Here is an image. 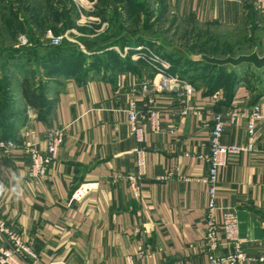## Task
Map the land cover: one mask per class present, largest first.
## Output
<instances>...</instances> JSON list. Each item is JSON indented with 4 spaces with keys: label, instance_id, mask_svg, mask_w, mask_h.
<instances>
[{
    "label": "crops",
    "instance_id": "1",
    "mask_svg": "<svg viewBox=\"0 0 264 264\" xmlns=\"http://www.w3.org/2000/svg\"><path fill=\"white\" fill-rule=\"evenodd\" d=\"M2 1L1 9H18L16 19L26 20L33 30L34 10L47 6L46 0ZM53 1L73 19L59 35L68 34L70 40H65L76 43L83 52L84 42L122 38L125 43L97 49L83 61L79 57L84 56L79 55L77 65L67 55L59 70L46 76L53 85L49 90L53 101L46 114L25 103L21 80L12 85L18 90L12 92L14 127L0 140L14 138L16 143L12 148L0 147V185L4 188L0 217L35 250L38 259L34 264H125L127 255L136 257L138 264H209L211 255H228L227 245L221 243L210 250L205 239L207 194L206 184L199 178L207 174L204 157L209 149L211 116L247 110L255 103L264 112V91L254 102L253 93L240 82L225 101L221 87L209 92L193 84L191 71L180 77L189 90L154 86L142 92L141 82L158 78V71L154 69V73L142 51L159 45L166 50L164 60L181 50L171 43L175 35L169 29L155 33L166 20L172 31L180 20L220 26L225 32L256 25L262 14L254 0H93L89 10L77 9L73 0ZM30 9L34 12L26 17ZM41 22L57 29L62 23L48 16ZM45 31L36 28L33 34L42 45L17 32L16 46L26 43L18 40L24 35L25 45L33 47L31 56H45L49 53ZM166 33L172 35L170 43H166ZM130 98L139 109L142 142L135 140L127 124L125 109ZM149 109L159 112L157 132L150 129ZM224 124L223 142H246L245 118L239 116L229 123L224 115ZM256 125L252 151L230 156L221 169L217 208L210 214L218 223L224 208L235 211L249 257L242 264H264L258 261L264 254V120ZM51 127H64V140L45 176L34 184L27 175L30 162L21 145L22 132L27 130L30 140L44 151L46 131ZM137 150L144 154L140 174ZM88 183L95 185L72 198L79 186ZM216 237L221 240L222 232L217 231ZM139 244L144 245V253L138 258Z\"/></svg>",
    "mask_w": 264,
    "mask_h": 264
},
{
    "label": "built area",
    "instance_id": "2",
    "mask_svg": "<svg viewBox=\"0 0 264 264\" xmlns=\"http://www.w3.org/2000/svg\"><path fill=\"white\" fill-rule=\"evenodd\" d=\"M258 11L264 16V0H254ZM73 3L79 10H89L93 8V0H73ZM47 37L50 44L57 45L62 39L70 40V36L64 33L62 35H54L47 31ZM19 41H27L24 35L18 37ZM115 49H117L115 47ZM150 50L144 47L142 57L147 59L149 56L146 54ZM154 60V59H153ZM148 61V60H146ZM160 66L152 65L156 69L158 78L152 81L141 82L142 92H145L148 87H157L159 89H170L173 91L181 92L183 89L189 90L190 86L186 84L177 74L171 73L167 70L168 64L164 61H157ZM165 63V64H164ZM125 109L127 124L130 133L135 137L137 142H142L144 137V130L139 122V109L134 98H130ZM224 115L229 123H233L237 117L245 118L246 122V142L236 144L225 143L222 141ZM215 112L211 116L212 124L209 130V149L205 155L207 163V171L204 176L199 180L206 184L207 194V230L205 233L206 243L210 250H215L221 243L230 248V253L226 256L211 255L209 257V264H242L249 260L243 247V239L239 236L238 221L233 208H224L221 213V220L218 223L213 222L211 212L217 208L216 205V184L219 180L221 169L226 165L227 159L232 155H237L242 152H250L253 149V138L257 122L264 120V112L260 110L257 103L252 104L247 110H227L225 114ZM147 118L150 129L154 132L159 130L158 118L159 112L156 109H149ZM21 145L28 156L29 168L27 175L33 180L34 184L39 182L46 173L48 164L51 163L57 156V152L64 140V127H51L46 131V147L44 151H40L35 143L29 138V132L24 130L22 132ZM15 139L8 138L0 140V147L12 148L15 146ZM136 163L138 166V174L143 172L144 167V154L142 150H137ZM94 183H88L79 186L73 193L72 198H79L89 188L94 187ZM222 232V239L218 240L216 232ZM0 240L3 246L0 247V262L1 264H34L38 255L32 249L29 243H26L21 235L5 220L0 217ZM264 240V237H263ZM144 253V245L139 244L136 249V256L139 258ZM259 262L264 263V254L259 256ZM125 264H138V259L132 255L125 256Z\"/></svg>",
    "mask_w": 264,
    "mask_h": 264
},
{
    "label": "rangeland",
    "instance_id": "3",
    "mask_svg": "<svg viewBox=\"0 0 264 264\" xmlns=\"http://www.w3.org/2000/svg\"><path fill=\"white\" fill-rule=\"evenodd\" d=\"M54 3L56 2L53 0H46V4L48 6L50 4L54 5ZM48 6L44 5L41 7V9L37 8L38 9L37 15L39 14V17L36 22L38 24L41 23V18H42L40 17L41 16L40 13L48 14L50 12V8H48ZM3 11L7 12L6 9L0 8V32L3 33L0 35V39H2L3 36L7 37L8 36L7 34L9 32L8 28L6 30V26H3V24H1V20L3 18L1 12ZM29 11L33 12L32 9H30ZM29 11H27V13L25 14L26 17L29 14H31ZM257 17H258L257 21L259 23H256V25L251 23L249 25L247 24V26L246 25L238 26V29L236 32H225L224 28L220 26H215V25L206 26L200 23L193 22L192 20H180L178 22L179 24L177 25L175 29L176 31L174 30L172 31V29L170 30V27H168L169 21L166 20L162 22L160 26L157 28L158 31H156L155 29V33L162 34L163 33L162 30L164 28H167V30L169 29L168 32H171V34L175 35L174 40L171 41V43L179 47L181 50L168 54L169 57L163 60L161 59L162 56L164 55L163 51L166 52V50H163V48H160L159 45H154L156 47L150 46L148 47L150 51L146 53L149 57L144 60H148L155 66H160V63L157 61L162 60L166 64H168L167 70L169 72L176 73L179 77L185 76V75H180L179 73L172 71L173 69H180V66L181 68L182 66H184V63L183 65H181L182 62H184L182 59H180L181 62L177 64L174 61L173 57L176 56L177 54H183L187 56V53L191 52V50L189 49V46L193 41H195V38L196 39L198 38L201 41H203V39L204 40L208 39L209 40L208 47L214 51H227L228 49H231L232 52L237 53L231 56H236L238 55V53L246 54V53L251 52L254 49L260 55H263L264 54V38H263L264 37V16L260 15ZM257 24H260V26H258ZM174 28L175 27L173 26V29ZM47 31H50L53 34L51 28L45 31L44 33L45 43L49 42V39L46 35ZM171 34H168L167 36V33H166V37H167L166 43H170L169 40H171L170 39L172 36ZM14 39L15 38H13L12 40H0V56H1L0 57V63H1L0 64V82L9 83L11 85L9 92L12 93L14 90L18 91L16 90L15 86L14 88H12V85H15L17 81L19 80L22 81V78L26 77V79H28V82H30V84L34 86V90L36 93L35 98L41 106V107H38V110L40 112H43L42 110L45 108V106H47V110H48L50 106L52 105V101H53V95L50 94L49 92L50 88L53 85H50L47 82V78H46V75L49 74V69L51 65L50 63L41 64V61H39V57L38 58L30 57V58H23V59H20L18 57L16 58L15 57H11V58L5 57V54L12 50H22L28 47V45H25L26 43H28V41H25L26 43L23 44V46L21 47V45L18 46V44L16 46V42H15L16 40ZM8 44H10L11 46L13 45V48L9 47L10 49H5L7 48L6 45ZM191 53H203V52L197 51V52H191ZM224 56H217V57H224ZM20 60L23 63V67L26 71L25 70L22 71V69L19 71V69L17 68H12L13 70H9V68H6L4 70L3 69L4 67H2L3 62L10 64V63H15L14 61L18 63L20 62ZM22 63H19V64H22ZM194 66L196 68L194 69L193 73H191L192 74L191 76L193 79H191L190 77H187L186 80L191 79L193 84H197V85L199 84V85H202L203 87H207L208 89L209 82L211 81V77H210L211 70L205 69L206 67L203 64H195ZM232 68H233L232 66H227L226 67V69L228 70L227 72H231L233 70ZM152 70L154 71V68H152ZM249 73L253 75L252 77L253 79H260L264 82V67L262 69H255L252 67L249 69ZM229 76H230L229 74L224 75L222 87L226 86ZM238 84H240V82H237V80H235L234 85L238 86ZM222 87H221V90H223ZM243 87L249 92L246 85L243 84ZM1 93L2 91L0 89V94Z\"/></svg>",
    "mask_w": 264,
    "mask_h": 264
},
{
    "label": "trees",
    "instance_id": "4",
    "mask_svg": "<svg viewBox=\"0 0 264 264\" xmlns=\"http://www.w3.org/2000/svg\"><path fill=\"white\" fill-rule=\"evenodd\" d=\"M1 3L2 5H5L4 1L2 0H1ZM48 8H50V12L48 14L40 13L41 16L42 17L48 16L50 17L51 20L61 21L62 23H61L60 28L57 29L56 26L54 27V25H51L50 23L45 24L41 22L38 24L36 21L38 20L39 14L38 15L36 14V20L35 19L32 20L34 24L33 26H35V29L37 28L43 32L46 28H49V29L51 28L54 35H59V32L63 28L70 27L72 25V20H73L72 14H68L66 11L60 10L57 7V2L54 3V5L50 4ZM6 10L7 12L3 11L1 12V14L3 17L2 18L3 26H6V30L8 28L9 36H11L12 38H15L16 33L20 31L22 33H25L28 37V40L31 41L32 43H38V45H42L40 42L35 40L33 36L35 29L34 30L32 29V25L26 22V20L25 22H21L16 19L17 13L19 12L18 9L14 7H8ZM34 11L38 13L37 10H34ZM206 26H209V25H206ZM208 41H209L208 39L206 40L203 39V41H201L198 38L197 39L195 38V41H193L190 44L189 49L191 50V52L199 51V52H203L204 54L206 53L208 55H215V56H224L227 54L229 55L237 54V53L232 52L231 49H228L227 51H214L208 47V43H209ZM123 43H125V40L122 38L119 40H112V41L102 40L98 42H84L85 51H86L85 53L76 43L69 42L65 39H62L61 42L57 45H52L48 42V44L45 46H46V49H48L49 53L46 54L45 56H39L36 53H34V55L31 56L30 53L32 52L31 50L33 49V47H27L22 50H12L6 53L5 57H9V58L18 57L20 59L30 58V57L32 58L39 57V61H41V64L50 63L51 66L49 69V74L47 75H52L54 74V72L56 73L57 70H59L60 66L62 65L63 59H65L67 55H71L70 60H72L71 61L72 64L77 65L79 62L77 61L79 55L84 56V57H79L83 61L85 56H88L89 53H92L93 51L97 49L108 48L109 46L113 44H123ZM7 46L8 45H6V47ZM9 47H12V46H9ZM9 47L5 49H10ZM173 59L177 64L181 62L180 59L184 61L181 64L183 65L184 63V66H182V68L180 66V69L172 70L173 72H177L180 75H185L191 71H194V69L196 68L194 66L195 64H203L206 67L205 69H210L211 70L210 72L211 81L209 82L208 89L206 87L207 91L209 92L216 91L215 90L216 88L222 87L224 75L229 74L230 76L228 78V82L226 86L222 87L223 96L226 99L225 101H229L232 96V93L235 92L234 91L236 87L234 85L235 80H237V82H243L244 85H246V87L248 88V90L253 93L254 102L259 98L261 93H263L262 91H264V82L260 79H253L252 78L253 75L249 73V69L252 68L251 66L241 64L237 67H233V70L231 72H227V69H226L227 66H211L210 64H206L204 62H195V61L190 60L188 56H185L183 54H177L176 56L173 57ZM16 61H14L15 63H10V64L3 62L2 63V67H4L3 69L5 70L6 68H9V70H13L12 68H17L19 69V71L21 69L22 71L25 70L21 60L18 63ZM19 63H22V64H19ZM68 63H70V61ZM20 84H21L20 85L21 95L24 101H26L25 103L31 107H36V108L41 107L39 102H37L35 98L36 93L34 90V86L30 84V82H28V79H26V77H23ZM0 89L2 91V93L0 94V139H3L7 134H10L12 132L13 127H14V121L10 119L11 112H12V106H13V96H12V93L9 92L10 91L9 83L0 82ZM49 109L47 110V106H45V108L42 111L44 114H46L49 111Z\"/></svg>",
    "mask_w": 264,
    "mask_h": 264
},
{
    "label": "water",
    "instance_id": "5",
    "mask_svg": "<svg viewBox=\"0 0 264 264\" xmlns=\"http://www.w3.org/2000/svg\"><path fill=\"white\" fill-rule=\"evenodd\" d=\"M187 56L190 60L195 62H204L211 66H232L237 67L241 64L251 66L255 69H262L264 67V54L260 55L255 49L246 54H238L236 56L226 55L224 57H217L204 53L188 52Z\"/></svg>",
    "mask_w": 264,
    "mask_h": 264
},
{
    "label": "clouds",
    "instance_id": "6",
    "mask_svg": "<svg viewBox=\"0 0 264 264\" xmlns=\"http://www.w3.org/2000/svg\"><path fill=\"white\" fill-rule=\"evenodd\" d=\"M4 192V188H3V185H0V195H2Z\"/></svg>",
    "mask_w": 264,
    "mask_h": 264
}]
</instances>
